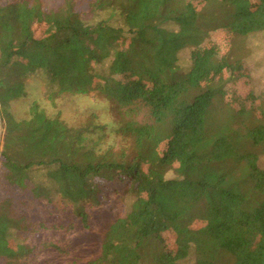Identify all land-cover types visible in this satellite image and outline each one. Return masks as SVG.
<instances>
[{"label": "trees", "instance_id": "1", "mask_svg": "<svg viewBox=\"0 0 264 264\" xmlns=\"http://www.w3.org/2000/svg\"><path fill=\"white\" fill-rule=\"evenodd\" d=\"M263 31L264 0H0V165L13 190L0 203V264H55L59 233L106 224L86 204L100 206L113 183L130 206L98 228L99 256L86 264H180L192 253L195 264H264V109L248 85L236 91L251 77L231 58L234 37ZM30 78L54 112L34 101L17 119L11 103ZM89 93L119 120L92 113L71 125L64 97ZM23 198L71 207L84 228L35 224Z\"/></svg>", "mask_w": 264, "mask_h": 264}, {"label": "rangeland", "instance_id": "2", "mask_svg": "<svg viewBox=\"0 0 264 264\" xmlns=\"http://www.w3.org/2000/svg\"><path fill=\"white\" fill-rule=\"evenodd\" d=\"M15 1L17 0H2V4L5 5ZM43 32L42 27H35L36 36H41ZM192 50H194L193 46H186L179 52V68L182 69V73L188 72L191 66ZM231 58L234 60L244 59L251 77V81L247 80L246 84L244 81L239 80L236 91L241 92L248 85L247 90L252 91L254 98L257 96V100L254 99L253 101L256 110H260V103H262V108L264 109V31L246 37H234ZM34 101H38L49 113L54 112L45 97V87L40 78H30L27 81L26 95L13 101L10 110L17 119L26 118L29 115L30 106ZM63 104L66 106L64 118H68L70 124L74 126L85 124L90 120L92 113H96L99 116L100 119L96 121L100 123H113L119 120L115 105L109 104L103 97L95 93L77 96L66 95ZM4 126V122H2L0 124V152L5 131ZM130 144L131 142L119 140L115 148L130 146ZM260 165L264 168V157L261 158ZM40 177L43 180V177ZM112 187L113 190H105L107 197L98 194V198L101 199L100 206L86 204L87 212L93 218H106V224L98 228H103V226H107L113 220L124 216L130 206V204L126 205L120 201L119 194L113 193L116 188H122L123 184L113 183ZM12 193V188L1 176L0 165V203ZM22 201L25 204V209L29 210L30 218L35 224L47 222L49 228H53V226H57V228H84L78 216L74 215L71 207L61 212L56 210L47 211L44 206L37 207L26 198H23ZM98 228L94 230L91 236L89 235V231H83L82 229L67 230V232L59 233L57 239L60 242L61 251L55 254V264H86L87 261L97 258L100 252V240L98 232H96ZM13 237H15L13 238V242H23L25 236L14 235ZM180 264H195L194 254L192 253L186 261Z\"/></svg>", "mask_w": 264, "mask_h": 264}]
</instances>
